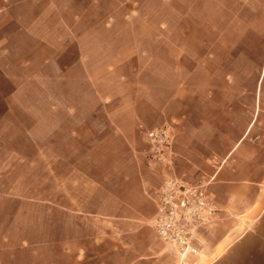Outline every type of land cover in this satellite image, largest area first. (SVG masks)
Here are the masks:
<instances>
[{"label":"crops","instance_id":"1","mask_svg":"<svg viewBox=\"0 0 264 264\" xmlns=\"http://www.w3.org/2000/svg\"><path fill=\"white\" fill-rule=\"evenodd\" d=\"M84 1L0 0V99L10 101L22 84L43 80L41 69L52 62L46 51L57 56L59 43H64L61 33H76L64 13L71 11L70 2ZM99 1L89 0L84 13L74 14L76 24ZM162 1L190 3V9L202 4L206 9L200 15L216 18L222 35L246 29L248 48L260 52L253 71L249 69L253 85L239 87V45L215 43L216 49L232 51L231 58L212 53L174 57L168 52L174 45L158 40L152 44L167 51L162 57L139 47L110 64L99 80L86 57L80 58L85 80L101 105L86 110L52 105L38 116L27 108L14 111L5 106L0 124L8 117L11 127L15 116L10 115H17L37 122L71 119L76 128L66 143L72 148L69 154L59 153L56 139L41 143L29 129L24 138L10 141L6 155L1 139L0 163L5 167L0 169V264H171L175 255L153 225L154 191L165 167L149 158L151 148L144 136L145 129L166 123L174 127V172L190 181L208 182L222 210L214 232L205 234L207 242H225L237 234V227L247 225L250 229L233 239L227 254L236 260L246 250V264H264V0ZM107 21L105 32H112ZM75 39L78 42L80 36ZM16 49H22L26 59L12 60ZM36 49L41 50L42 62L38 73L30 74ZM129 66L136 88L142 87L140 95L109 105L113 95L103 96L97 82ZM148 80L151 87L142 84ZM131 81L128 73L120 74L121 84ZM2 83L12 89L3 93ZM85 132H90L88 137ZM38 162L44 166L33 173ZM17 164L25 166L23 175H14Z\"/></svg>","mask_w":264,"mask_h":264},{"label":"rangeland","instance_id":"2","mask_svg":"<svg viewBox=\"0 0 264 264\" xmlns=\"http://www.w3.org/2000/svg\"><path fill=\"white\" fill-rule=\"evenodd\" d=\"M89 0L82 3L70 2L71 11L64 13L66 22L72 25L76 33L71 34L66 30L61 33L64 43H59V53L46 51V55L52 58V62L47 67H43L42 81H30L22 84L19 92L10 101L0 99V112L4 111V107L11 105L14 111H22L27 108L33 111V116H38L39 112H47L48 107L58 105L80 106L82 110H86L89 106H98L103 104L100 99L94 96L90 84L85 80L81 57H86L87 65L94 77L98 80L106 71L110 64H116L128 57L129 55L139 51L145 47L148 53L156 56H163L166 50H157L153 48L154 41H167L172 43L174 47L168 51L174 57L192 53L193 55L208 56V54H218L226 57H232V51L227 49H216L215 43L222 40L227 45H239L236 51L240 61V82L241 90L249 88L253 83L249 80V72L253 71V61L255 56L258 57L259 51L248 48V37L246 29H230L224 35L218 33L217 19L211 17H202L200 10L206 9L202 4L189 8L190 3L176 2L169 3L162 0H100L95 5L90 6L89 16H84L82 20L76 24L74 14L84 13ZM210 8V7H208ZM189 10V11H188ZM196 10V11H195ZM188 13L189 16H184ZM202 13V12H201ZM109 19L108 17H111ZM57 17L50 19L49 24L54 22ZM111 24L112 32H105V22ZM92 29V32L83 33ZM80 36L78 42L76 37ZM56 42V40H53ZM54 42V43H55ZM210 44H214V49H207ZM41 50L36 49L32 53L34 66L27 72L36 74L40 70L42 62ZM26 59L22 49L14 50L12 60L19 61ZM14 72L18 68L14 65ZM250 69V71H249ZM251 71V72H252ZM133 67L129 66L111 78L98 81V89L103 96L114 97L109 105L118 106L127 103L131 98L140 95L137 87L138 81L133 75ZM128 73L131 76L130 85L120 83V74ZM62 77L63 80L57 78ZM145 86L152 85L151 81L143 83ZM12 89V86L2 83L3 93ZM139 90V91H138ZM123 95V96H122ZM19 113V112H18ZM63 114V113H62ZM12 120L4 117L0 124V141L4 139V155L12 148L10 141H18L26 136L29 129L32 136L41 143H48L51 139H56L59 145L55 148L59 149V153L69 154L71 147H67L66 143L72 141L73 130L76 124L71 119L51 120L44 119L37 122L36 119H19L17 115ZM21 116V115H18ZM81 121L78 119L77 122ZM99 120L97 121V124ZM147 130V129H145ZM4 131V133H3ZM83 132V131H82ZM145 132V131H144ZM86 137L90 132H85ZM145 136V135H144ZM17 139V140H16ZM65 144V145H64ZM56 145V144H55ZM50 150L49 155H54L56 149ZM43 163L38 162L34 167L33 173L39 171ZM5 167L4 163H0V169ZM25 166L17 164L14 175L24 174ZM218 222V221H217ZM217 222L205 234L212 233L215 230ZM250 229L247 225L237 227V234L230 235L225 242L208 243L206 235L200 241L201 251L199 254L191 255L187 258H181L176 248L168 243L171 253L175 255V260L171 264H246L247 251L241 250L237 254V259H233L228 253L232 248L233 239L238 235H242ZM207 242V243H206ZM246 249V247H245ZM240 255V256H239ZM244 257H241L243 256Z\"/></svg>","mask_w":264,"mask_h":264},{"label":"built area","instance_id":"3","mask_svg":"<svg viewBox=\"0 0 264 264\" xmlns=\"http://www.w3.org/2000/svg\"><path fill=\"white\" fill-rule=\"evenodd\" d=\"M145 138L150 144L149 158L164 164V178L155 189L157 211L153 225L159 237L174 246L181 258L199 254L204 234L222 217L208 182L190 181L174 172L171 158L174 127L147 129Z\"/></svg>","mask_w":264,"mask_h":264}]
</instances>
